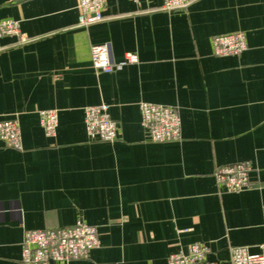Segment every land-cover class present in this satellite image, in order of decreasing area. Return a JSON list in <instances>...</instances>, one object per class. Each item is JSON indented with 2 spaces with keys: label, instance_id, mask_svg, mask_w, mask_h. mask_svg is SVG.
Listing matches in <instances>:
<instances>
[{
  "label": "crops",
  "instance_id": "0c3cea01",
  "mask_svg": "<svg viewBox=\"0 0 264 264\" xmlns=\"http://www.w3.org/2000/svg\"><path fill=\"white\" fill-rule=\"evenodd\" d=\"M104 0L101 22L77 25V0H0V120L17 119L21 149L0 143V264L20 262L26 230L95 226L99 246L67 264H167L194 243L206 261L264 244V0ZM242 32L238 55L212 38ZM108 44L120 66H93ZM134 53L136 63H124ZM177 108V141L151 142L139 103ZM105 103L112 142L91 141L84 108ZM56 110L46 136L39 111ZM251 166L249 186L226 192L214 173ZM63 264V263H53Z\"/></svg>",
  "mask_w": 264,
  "mask_h": 264
},
{
  "label": "built area",
  "instance_id": "2783aa9c",
  "mask_svg": "<svg viewBox=\"0 0 264 264\" xmlns=\"http://www.w3.org/2000/svg\"><path fill=\"white\" fill-rule=\"evenodd\" d=\"M138 1V0H134ZM189 0H162L161 8L172 11L184 8ZM104 0H77V25L87 27L101 22ZM19 35V22L0 21V38ZM246 48L242 32L219 34L212 38L213 53L218 56L238 55ZM93 66L102 72H111L121 64L113 62L109 45H93L90 49ZM134 53L125 55L124 63H136ZM105 103L84 108V125L91 141L112 142L117 137L116 122L108 113ZM141 122L148 131L151 142L177 141L180 138L181 121L177 108L169 105L139 103ZM40 125L46 136L53 137L57 130L56 110L39 111ZM0 143L11 149H21L20 128L17 119L0 120ZM251 166L234 163L218 168L214 177L226 192H239L249 186ZM99 246L95 226L77 220L72 225L49 229L26 230L21 241L20 262L22 264L63 263L87 256ZM207 248L198 243L191 244L187 252H174L168 255L167 264H213L206 261ZM231 264H264V244L258 253H249L245 246L230 248Z\"/></svg>",
  "mask_w": 264,
  "mask_h": 264
}]
</instances>
